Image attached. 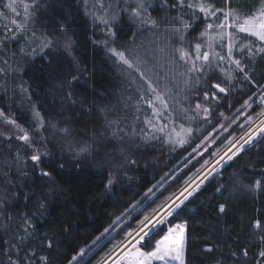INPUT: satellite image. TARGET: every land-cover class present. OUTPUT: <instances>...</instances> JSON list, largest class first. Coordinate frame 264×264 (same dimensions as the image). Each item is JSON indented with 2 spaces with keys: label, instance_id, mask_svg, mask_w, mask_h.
Instances as JSON below:
<instances>
[{
  "label": "trees",
  "instance_id": "1",
  "mask_svg": "<svg viewBox=\"0 0 264 264\" xmlns=\"http://www.w3.org/2000/svg\"><path fill=\"white\" fill-rule=\"evenodd\" d=\"M44 2L39 19L49 24L47 29L61 28L71 39L73 58L85 81L73 79V59L55 48L27 59L21 77L29 98L44 118L64 115L66 131L80 134L87 125L96 126L95 108L119 96L122 75L79 0ZM184 2L187 5L188 0ZM193 3L211 5L209 11H222H217L216 16H206L198 8L180 7L179 0H156L149 16L157 24L145 19L148 24L141 30L164 35L181 29L187 40L203 32L214 34L223 43L220 46L216 43L214 48L223 60L218 56L216 61H201L200 70L193 71L195 76L213 78L209 90L196 89L199 92L193 100L199 101L201 108L190 109L189 119L182 127L183 140L166 143L156 139L148 141L147 146L138 143L125 162L107 164L104 154L96 155L99 144L95 141L87 143L78 153L63 151V147L49 139L39 164L31 159L4 163L1 150L0 264H91L113 241H121L146 209L183 184L199 164L198 159L191 162L189 159L205 137L215 135L224 121L241 116L247 109L257 110L258 91L264 86V51L259 50L264 48V41L239 32L236 26L221 29L215 25L230 10L238 11L241 23L250 16L259 19L264 0H193ZM209 23L214 26L208 28ZM227 24H233L232 17ZM112 32L120 44L140 35L137 25L124 12L113 23ZM8 41L9 34L0 33L5 51L11 47ZM192 46L186 43L184 48L197 53ZM169 48L177 52L175 45ZM203 50L202 46L200 53ZM235 60L240 61L239 66L233 63ZM213 84H219L225 91H215ZM69 91L75 104L67 100ZM205 92L209 93L208 99ZM252 100L254 104L247 108V102ZM9 101L6 94H0L1 107H10ZM27 117L26 113L18 112L16 118L27 126ZM220 138L223 145L228 136ZM113 164L117 169L114 176L110 171ZM42 170L49 175L42 176ZM157 183L161 185L151 197ZM125 215L130 218L122 220ZM115 218L123 223L114 235L104 239ZM167 222L184 224L183 264H264L260 255L264 251V132L207 177ZM157 238L153 231L147 240L151 244ZM81 250L83 255H79Z\"/></svg>",
  "mask_w": 264,
  "mask_h": 264
},
{
  "label": "rangeland",
  "instance_id": "2",
  "mask_svg": "<svg viewBox=\"0 0 264 264\" xmlns=\"http://www.w3.org/2000/svg\"><path fill=\"white\" fill-rule=\"evenodd\" d=\"M79 1L95 31L112 53L111 57L122 75L119 96L114 101H105L102 107L95 108L98 119L96 126L92 128L91 125H87L86 130L80 134L69 130L64 131L67 127L65 124L67 118L64 115L53 119L44 118L24 87L21 74L25 63L27 59H32L47 49L55 48L64 51L73 59V79L84 82L85 77L73 58V43L61 28L47 29L49 24L45 25L39 19L38 13L45 7L44 0H14L15 11L5 7L10 0H0V33L9 34L8 43L11 45L8 51H5L0 43V94H6L11 101L7 109L0 106V113L3 114L0 115V151H4L3 155L1 154L5 157L4 163H14L22 159L30 162L31 156L36 153L42 156L46 153V142L49 139H53L59 147H63V151L71 150L78 153L87 143L95 141L99 144L96 155L104 154L105 164L112 161L115 163L118 160L125 162L124 160L133 154L134 146L138 143H146L145 146H147L148 141L156 139L174 143L182 136L184 137L183 128L186 119L190 116L189 111L191 108H197L199 104V101L193 100L194 95L196 96L199 91L210 89L209 81L213 77L195 76L193 72L200 70L199 62L204 60L202 58L197 60L195 58L197 53H191L184 46L186 47V43H189L196 48V45L200 44L204 49L200 55L207 52L209 60L216 61L217 57L221 56L219 51H214L215 44L220 46L223 43L221 39L216 40L214 34L194 35L187 40L185 31L181 29L170 30L164 35H161L159 31L155 33L156 35L141 32L146 24L155 20L149 15L156 0H143L146 10H142L139 17L132 14V9L137 7V0ZM25 4L28 5L27 12L24 10ZM122 12L137 25L140 35L129 42L120 44L114 40L112 31L113 23L117 22ZM145 19L148 23H145ZM13 20L16 21L15 24L12 23ZM17 25L20 27L18 28ZM170 45H175L177 52L171 51ZM112 49L123 52L132 66L129 67L128 64L123 63L119 56L113 54ZM181 50L188 53V57L183 60L180 56ZM189 69L194 70L189 71ZM215 91L219 90L215 88ZM258 92L257 110L248 112L247 109L241 116L229 122L224 121L215 135L205 137L197 145L194 156L189 159V162L198 159L199 164L183 184L160 199L153 207L146 209L124 238L119 242L113 241L108 249L91 264H118V262L119 264H137L134 258L125 256L126 252L134 251L133 244L144 253L154 250L155 242L169 234V228L174 226L167 221L173 211L178 208L176 205L180 206L185 197L190 196L189 193L192 194L229 157L238 153L245 144L254 142L264 132V86ZM71 97L69 91L67 100ZM253 101L247 102L246 107L253 105ZM18 112H24L28 116L27 126L17 120ZM109 121L115 123H109ZM25 133L29 136L28 141L18 138ZM222 135L228 138L223 145H220L219 140ZM182 138L180 140H183ZM100 148L102 150H99ZM112 168L110 171L114 176L117 169L114 164ZM160 185L157 183L156 187L152 188L151 197L155 195ZM0 186L2 187L1 182ZM131 207L134 208L135 205L132 204ZM145 217L148 220H145ZM129 218V215H125L122 220ZM118 219L115 218L106 230L104 239L114 235L116 228L123 223ZM145 224H148V227H144ZM178 224L184 226L183 223ZM142 228L145 232L155 231L158 238L155 241L152 239L151 244L147 240L151 235L145 240H140L138 234H142ZM83 253L84 251H81L79 255ZM171 255L166 260L154 258L149 264L155 262L175 264Z\"/></svg>",
  "mask_w": 264,
  "mask_h": 264
},
{
  "label": "snow or ice",
  "instance_id": "3",
  "mask_svg": "<svg viewBox=\"0 0 264 264\" xmlns=\"http://www.w3.org/2000/svg\"><path fill=\"white\" fill-rule=\"evenodd\" d=\"M165 2H167V0H165ZM179 5L180 7H187L189 9H197L201 12V13H205L206 16H216V12L217 11H222L220 9H217L215 11H209V8L211 7V5H205L204 3H193V0H188L187 5H185L184 0H179ZM175 6V5H173ZM5 7L11 9L12 11H15V4H14V0H10L9 3H7L5 5ZM24 10L25 12L28 11V5L25 4L24 5ZM142 10H146L145 9V4L143 3V0H137V7L132 9V14L133 16L139 17L140 13ZM193 15H195V12H193ZM229 17H232L233 19V24L229 25L227 24ZM238 11H228L224 13V18L223 21H221L219 24L215 25L216 27H219L221 29H223L225 26H236L238 28L239 32L242 33H249L253 36L258 37L259 40L264 41V11L261 12L259 19L256 16H250L248 18L243 19V22H239L238 20ZM217 20H220V17H217ZM104 23H107V21H103ZM12 23H16V21H12ZM151 23L153 25L156 24L155 20H151ZM214 25L209 23L207 25L208 28H212ZM17 27L19 28L20 25H17ZM185 28L188 27L187 24L184 25ZM176 31H179V29H176ZM201 35H205V33H201ZM200 49H201V45L197 44L196 45V59H203L204 61H209V53L204 52L202 54V56L200 55ZM260 51H264V48L259 49ZM229 51H231V45H229ZM112 52L114 55H117L120 57V59L123 61V63L128 64L129 67H131L132 65L130 64V62L125 58V54L123 52H117L115 49H112ZM180 56L181 59H185V57H188V53L181 50L180 51ZM191 58V57H189ZM221 60H223V57H220ZM233 63H235L237 66L240 65V61L239 60H235L233 61ZM194 69H189V71H193ZM242 70V69H241ZM213 88H216L219 90V92H224L225 89L220 87L219 84H213L212 85ZM153 91H155V89H153ZM159 98V97H158ZM209 98V93L205 92V99ZM201 107L200 104H197V108L199 109ZM204 111L207 112L208 109L204 108ZM0 115H3L2 113H0ZM37 116L39 115L38 113L36 114ZM9 123H14L13 121H9ZM109 123H115L114 121H109ZM21 131H23V129H21ZM66 131V129L64 130ZM21 140L24 141H28L29 140V136L27 133H25L23 136L18 137ZM81 151H83V149H81ZM31 159L34 163H41L42 162V156L39 153H36L34 155L31 156ZM229 159H231V157H229ZM42 176H48L49 173L47 171H41L40 173ZM109 183H111V180H109ZM217 191H219V189H217ZM189 195H191V193H189ZM185 199H187V197H185ZM182 203V202H181ZM176 207H179V205H176ZM221 211H223V205H221ZM169 214H171V212H169ZM145 220H148L147 217H145ZM143 223V222H142ZM144 227H148V224H145ZM183 225H176V229H179V236H177L175 239H173V234H174V229L169 228V234L165 235L162 239L157 240L155 242V248L153 251L151 252H147L144 253L142 252L139 248L136 247L135 244L132 245V248L134 249V251H129L125 253L126 257H131L134 258L137 261V264H149V262L152 259H160V260H166L172 253H174V255H171V259L174 260H180L181 264H183V260H182V243H183ZM141 233L142 234H138L140 240H145L146 238H148L152 233L151 232H145L144 229H141ZM83 251V250H81ZM247 253H245L246 255ZM260 255L262 257H264V251H261ZM73 259H75V257H73ZM121 259H124V257H121ZM119 264V262H118Z\"/></svg>",
  "mask_w": 264,
  "mask_h": 264
},
{
  "label": "water",
  "instance_id": "4",
  "mask_svg": "<svg viewBox=\"0 0 264 264\" xmlns=\"http://www.w3.org/2000/svg\"><path fill=\"white\" fill-rule=\"evenodd\" d=\"M176 225H177V224H176ZM176 225H174V226L172 227V229L175 230V231H174L175 238H176L177 236H179V232H180L178 229H176ZM184 242H185V232H184V230H183L182 259H183V252H184ZM172 255H174V253H172ZM173 261H174L175 264H181V261H180V260H174V259H173Z\"/></svg>",
  "mask_w": 264,
  "mask_h": 264
}]
</instances>
